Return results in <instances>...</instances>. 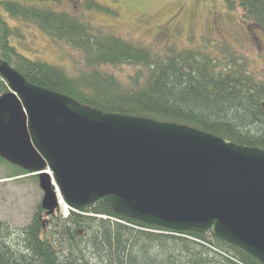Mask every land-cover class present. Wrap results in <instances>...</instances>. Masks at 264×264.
I'll list each match as a JSON object with an SVG mask.
<instances>
[{
  "label": "trees",
  "instance_id": "1",
  "mask_svg": "<svg viewBox=\"0 0 264 264\" xmlns=\"http://www.w3.org/2000/svg\"><path fill=\"white\" fill-rule=\"evenodd\" d=\"M223 3L231 11L241 8L246 20L264 30V0ZM0 7L11 19L31 24L53 42L68 44L85 56L75 77L57 66L29 60L11 45L12 32L0 17V63L10 65L28 83L104 113L185 125L264 151V83L255 82L234 61L223 63L206 48L171 47L156 53L48 5L3 1ZM105 9L92 1L83 6L85 12ZM118 66L137 71L125 80L104 71ZM6 87L1 80L0 91ZM0 163L8 167L7 178L28 175L1 159ZM42 213L37 206L21 229L0 222V264H260L210 233L146 225L103 204L69 211L65 218L50 216L55 220L50 223Z\"/></svg>",
  "mask_w": 264,
  "mask_h": 264
},
{
  "label": "water",
  "instance_id": "2",
  "mask_svg": "<svg viewBox=\"0 0 264 264\" xmlns=\"http://www.w3.org/2000/svg\"><path fill=\"white\" fill-rule=\"evenodd\" d=\"M0 78V159L36 176L46 216L97 204L146 225L210 233L264 264V151L175 123L104 113Z\"/></svg>",
  "mask_w": 264,
  "mask_h": 264
},
{
  "label": "rangeland",
  "instance_id": "3",
  "mask_svg": "<svg viewBox=\"0 0 264 264\" xmlns=\"http://www.w3.org/2000/svg\"><path fill=\"white\" fill-rule=\"evenodd\" d=\"M3 1L48 5L156 53L171 47L177 51L206 48L212 57L221 58L223 63L228 60L229 65L234 61L255 82L264 83V30L246 20L241 8L228 10L223 0H0ZM90 1L108 10L83 11L84 4ZM0 17L12 32L11 45L27 59L57 66L70 77L82 70L85 56L79 50L53 42L31 24L11 19L2 7ZM104 71L125 80L137 68L105 67ZM7 92L6 87L0 96ZM7 168L0 163V222L21 229L29 224L40 205L42 191L34 176L7 178ZM59 214L63 217L62 202L53 216ZM41 216L46 219L44 211ZM51 221L48 218L46 223Z\"/></svg>",
  "mask_w": 264,
  "mask_h": 264
}]
</instances>
